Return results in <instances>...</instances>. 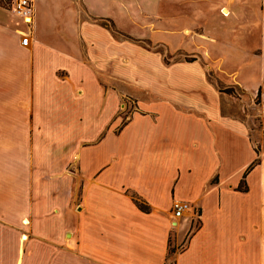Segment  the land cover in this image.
<instances>
[{"label": "crops", "instance_id": "0c3cea01", "mask_svg": "<svg viewBox=\"0 0 264 264\" xmlns=\"http://www.w3.org/2000/svg\"><path fill=\"white\" fill-rule=\"evenodd\" d=\"M7 1L0 0V264H264V145L256 148L251 128L261 121L264 129V0L218 8L236 29L226 40L238 51L228 83L210 78L207 49L178 48L183 58L166 59L140 38L102 27L85 0L64 7L71 20L38 0L31 23ZM198 1L157 0L158 29L199 18L181 14L182 5L192 14L205 9L187 31L212 27L202 22L206 5L190 6ZM196 36L214 40L206 31ZM133 101L121 124L120 110ZM167 172L170 196L161 202ZM186 174L189 192L175 198ZM174 200L198 214L173 217ZM173 223L176 252L165 257Z\"/></svg>", "mask_w": 264, "mask_h": 264}, {"label": "rangeland", "instance_id": "374dc122", "mask_svg": "<svg viewBox=\"0 0 264 264\" xmlns=\"http://www.w3.org/2000/svg\"><path fill=\"white\" fill-rule=\"evenodd\" d=\"M35 0L34 4H36ZM72 1V2H71ZM238 0H234L233 4L235 5ZM52 5L51 10L48 12H52L56 19H60V17L71 20L72 15L69 11H65L64 7L76 6V1L73 0H50ZM87 6L92 10L93 14L101 16L100 18L96 17L102 27H107L109 31H111L114 35L119 38L123 37V32L131 35L132 37L140 38L142 46L148 50L153 51L158 54H163L166 59H180L183 58L182 52L178 51V48H183L187 51L195 50V51H203L208 50L210 57L209 62L211 64V69L213 72H210V78L215 80L216 78L222 79V81L227 82L226 80H232L230 77V72L234 71L237 68L238 61V51L236 46L232 43L226 42L229 36L235 35V27L233 26V22L231 18H226L219 11V7L222 5H227L229 1L226 0H199L197 3L192 2L190 6H205L209 11V15L202 19V22L206 24L210 22L212 27H201V28H191L190 31H187L184 26L188 25L189 27L196 25L201 21L200 15L204 14L203 11H198L190 13L187 11V5H182V13L184 15H197L199 18H190L189 21L183 20L182 22H176L175 24L167 25L168 30L163 31V29H158L160 24L158 23V3L157 0H85ZM74 4V5H73ZM178 5V4H177ZM189 5V4H188ZM62 7L64 14L59 15L53 11V8ZM47 13V11H44ZM49 16V13H47ZM46 16H44V19ZM196 19V20H195ZM166 26V25H165ZM193 31L200 32L206 31V35H210L214 37V40L209 38H199V36L191 37V33ZM178 51V52H177ZM246 55V54H243ZM188 59L186 56H184ZM246 59V56H245ZM240 62V59H239ZM228 83V82H227ZM220 89L226 91L227 93L234 94L238 96L240 93V89L236 85H231L232 87L223 88L222 84L218 83ZM125 98H129V100H134L131 96H126ZM124 98V99H125ZM136 101H133L128 110H120L119 116L121 119V124H124L128 118L132 115V111H134V106ZM256 120V119H255ZM120 124V125H121ZM252 131L257 135L259 141L258 143L255 140L256 148H259L260 145H264V129L262 122H255V125H251ZM105 159V157H104ZM94 165V157H90L88 159V166L92 167ZM75 172V171H74ZM98 171L95 172H85L86 179L92 178V176H96ZM112 177H107L108 180H111ZM106 179V180H107ZM241 179V178H240ZM172 180V173L167 172L163 182L160 185V196L159 201L165 202L168 200V196L170 193L168 192V185ZM216 180V179H213ZM192 176L190 174H186L183 179L180 181V188L178 190L175 189L174 197L181 196L184 197L189 192V187L192 184ZM243 180L241 179L238 185V189H242ZM149 188V186L146 185ZM159 188V184L156 188ZM178 191V192H177ZM134 191L127 190V194L131 196V193ZM135 193V192H134ZM174 199V198H173ZM138 205V204H137ZM139 207V206H138ZM142 210V209H141ZM146 211V210H142ZM168 211L166 212L167 215ZM170 217V216H169ZM180 220H178L179 222ZM193 227V226H192ZM178 227L170 226L169 236L167 238L166 243V253L165 257L169 255H173L176 252V249L172 248L174 242V234H176V230Z\"/></svg>", "mask_w": 264, "mask_h": 264}, {"label": "built area", "instance_id": "2783aa9c", "mask_svg": "<svg viewBox=\"0 0 264 264\" xmlns=\"http://www.w3.org/2000/svg\"><path fill=\"white\" fill-rule=\"evenodd\" d=\"M7 4L9 6V9H11L16 15L21 17L24 22L31 23L34 0H8ZM26 18H28L29 20L26 21ZM28 40V36L22 35L21 43L23 45H26L28 43ZM121 110H125V108L123 107ZM184 214L197 215L198 210L196 205L185 201L174 200L172 203L173 217H181Z\"/></svg>", "mask_w": 264, "mask_h": 264}, {"label": "trees", "instance_id": "16d2710c", "mask_svg": "<svg viewBox=\"0 0 264 264\" xmlns=\"http://www.w3.org/2000/svg\"><path fill=\"white\" fill-rule=\"evenodd\" d=\"M138 206H139V208L140 209H142V210H146V206L145 205H143L142 203H138Z\"/></svg>", "mask_w": 264, "mask_h": 264}, {"label": "bare ground", "instance_id": "6f19581e", "mask_svg": "<svg viewBox=\"0 0 264 264\" xmlns=\"http://www.w3.org/2000/svg\"><path fill=\"white\" fill-rule=\"evenodd\" d=\"M227 15V14H226ZM29 19L28 18H26V21H28Z\"/></svg>", "mask_w": 264, "mask_h": 264}]
</instances>
